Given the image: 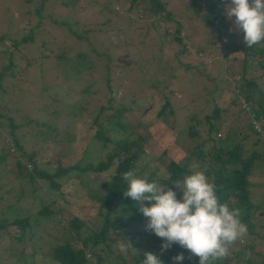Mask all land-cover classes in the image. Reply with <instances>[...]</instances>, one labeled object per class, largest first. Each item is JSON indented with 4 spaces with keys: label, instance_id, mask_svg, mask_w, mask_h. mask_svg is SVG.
I'll use <instances>...</instances> for the list:
<instances>
[{
    "label": "trees",
    "instance_id": "trees-1",
    "mask_svg": "<svg viewBox=\"0 0 264 264\" xmlns=\"http://www.w3.org/2000/svg\"><path fill=\"white\" fill-rule=\"evenodd\" d=\"M78 1L48 0L57 7L58 17L52 14L44 17L41 13H38L40 8L36 5L37 8L34 9V12L37 13L36 20L30 28L32 36L27 35L18 41H11V49L18 47L19 43L26 41L25 39H32L34 34L36 37V34L42 33L43 38L40 39V44L37 47L40 58L48 60L49 57L55 65L65 67V75L67 74L68 77L65 78L67 80L65 82H67L68 87L64 95L73 97V95L76 96L77 92H84L86 98L81 101L84 105L87 104L88 98H95L90 97L92 91L89 87L93 83L102 84L99 80H103L102 86L111 95H115L121 88L122 78H117L110 72V69L112 67L117 69V64L121 65V54H118V51H126L125 46L120 45L99 53L90 43V38L94 33L113 27L112 21L119 11H113L112 6L114 5L116 9L120 7L129 23L134 22L130 18L132 13H135L138 17L143 16L145 19H150L149 29L152 32L147 33V37L158 44V52H160L156 53L151 50L152 54L148 53L151 61L152 58L154 60L153 71L157 72L156 74L159 73L158 75L165 74L168 72V68L171 67L169 72L171 77L175 73L178 74L180 70L190 69L201 76L202 79L204 78L201 82L206 81V84H208L206 87V84L202 83L200 87L203 96L208 99L204 101L203 108L210 110L209 114L202 115L206 124L207 137L196 144L197 149L194 152V158L200 162L201 169L203 167L202 170L214 182L220 202L227 203L230 208H239L241 220L247 225L246 236L231 246L230 254L224 259L213 261L212 264H264V255L257 261L251 260L245 255L247 247L249 251L252 250V238L260 241L264 240V227L259 223L256 226L257 221L254 222L257 216H264V192L259 196V201H255L253 189L256 185L249 179L251 175L256 173L259 164L263 165L261 170L264 175V149L261 151L251 150L249 154H244L241 147L242 141L250 134L253 135L252 143L254 145L259 141L264 144V87H261V85H264V41L249 48L243 42L242 33L229 31L232 23L224 15V0H125L124 6H122V0H101L99 2L97 0H84L82 2L85 5L91 7L93 4L95 9L90 7H82L84 8L83 11L80 9L78 11V8L75 9L79 17L73 20L72 24L75 25V28L72 29L70 22L66 21L64 16L61 17V13L72 12V7ZM173 4L181 7L177 17H174L168 9V6ZM59 10L61 11L59 12ZM111 14L113 17L110 16ZM86 15L92 17V25L85 24ZM158 19L165 25L164 27L157 23L159 22ZM194 19L197 22L195 25L202 27L203 31L200 32L206 38L196 43L194 49L191 50L190 48L193 46L191 45L192 41L188 40L190 37L189 27ZM48 26H52V28ZM154 27H156V33ZM158 27L162 30L161 34L160 30H157ZM169 27H171V30L166 31ZM62 28H65L71 34L72 39L75 40L74 42L77 41L81 45L84 43L85 49H74L72 53H68L70 46L65 44L66 46L56 47L53 51V36L55 40V35L59 34L57 30ZM114 32L118 34L117 31ZM130 41L132 42V40ZM146 44L148 48H151L149 43ZM130 45L139 47L138 41L135 42V45L133 42ZM145 52L148 51L145 50ZM144 55L148 59L147 53H144ZM181 55L190 57L192 63L184 59L180 61L179 56ZM229 55L231 58L237 59V65L239 66L237 78L234 79L233 77L231 81L232 83L234 81V86H232L234 93L232 92L229 104L243 115L241 117H243L244 130L243 133L237 131L234 136H230L229 126L221 128L219 123L214 122V120L220 119L221 112L214 101L222 90V84L227 82L223 81L222 76L217 78L220 83L209 76L213 69L210 67L215 65L214 71L216 72L218 65H221ZM13 57L14 54L9 53L8 62L0 67V200L4 193H9L10 189L7 187L4 190L2 189L5 185L4 180L7 179L9 182V172L5 168L7 166L11 169L13 165V177L19 183L23 180L32 182L34 180L32 178L37 177L42 182L44 189L46 188L48 192L56 191L59 196L63 195L61 187L68 179H79L76 184L84 189L83 193H87L91 205H95V207H92L93 210H96V219H94L92 218L95 217L94 215L90 217L79 214L73 215L69 212L68 207L63 208L57 203H54V207L42 202L37 203L34 214L44 218L43 222L45 224V220H51L50 222L53 223L51 227L57 226L59 232L58 238L51 236L53 241H57L52 242L53 244L50 243L48 247L51 262L56 264H142L145 253L153 252L159 256L164 264H199L197 256L190 255L188 250L178 244H173L170 249L161 252L162 238L145 231L146 218L139 211V205L124 195L127 183L122 178L124 172L133 171L137 176L144 177L149 182L156 181L168 185L176 191L177 197L180 198L182 191L177 190L174 183L182 180L189 173L190 167L186 161L187 158H183L181 162H176L173 159L163 162L158 157L155 158L157 160L155 163H151V158H147L145 150L149 138L148 134L132 132L131 127L124 122L123 112L126 111V107H111L107 103L105 106L103 104L99 106L94 114L95 119L91 124L94 132L91 135L92 142H89L93 145L94 149L92 148V150L99 157L96 162H85L84 164L74 162L66 166H62L58 162L53 169H49V166L48 168L39 167L35 154L23 151L21 144L14 136L13 131L18 124L16 125L12 121L10 114L8 116L4 115V111L12 112V107L6 103L12 89L9 79L16 78L17 73L21 70L24 71V69H14L15 64L11 61ZM113 59L117 64L111 62ZM128 59H125V68L130 66V58L128 57ZM163 59L166 62H160ZM30 60L33 59L24 60L23 67L25 70L30 65ZM168 61L171 64L176 63L175 67L169 66ZM96 68H98L96 72H101V77L95 80L92 79L91 75ZM96 72L94 74H97ZM7 80L11 85L9 90L3 85ZM163 82L165 83L166 80L163 79ZM80 84L84 86H81V89L76 92L74 87L76 88ZM24 91L22 90L20 93L23 95ZM122 92L125 95L127 90L124 89ZM111 95L107 98V102L113 98ZM72 97H69V99ZM167 97V93L164 92L163 101L159 106L157 115L172 113ZM63 100L64 103H67L66 99L63 98ZM67 105L68 103L64 104V107H67ZM104 110L106 113L103 112ZM1 117L7 119L8 122L5 125ZM99 117H102V119L96 122ZM188 120L186 123L187 135H197L195 125L199 121L194 112L189 114ZM34 123L36 124V122ZM39 124L43 125L44 123L40 122ZM4 126L7 128L5 132L4 129L6 130V128ZM43 132H47V130L40 129L38 131L39 135L42 136ZM9 134L10 138L7 139L6 136ZM205 141L208 142L209 147L203 149L205 143H207ZM11 146L16 151L14 156L16 155L22 161L17 162L18 170L19 166L22 165V175H19L20 172L17 173L15 169L16 161L12 163L11 158L15 159V157L12 156L13 151H9ZM161 167L164 169L165 175L158 172ZM109 168L112 169L109 177L106 180H101L98 188L91 187L92 180L88 178V175ZM13 186L12 184L11 187L13 188ZM22 194L23 191L20 184H18L17 201L23 196ZM32 197L35 199L36 195H32ZM145 203L148 204L149 202L146 201ZM7 207V209H11L13 205L9 204ZM30 218L31 216L27 212L20 213L17 211L12 213L10 217L2 215L0 212V237L3 234L1 231L7 233V227L11 225L15 230V235H13L15 241L21 242L24 233L28 232L31 235V229L35 227L31 225ZM60 219L64 224L59 223ZM48 235L50 234L47 233ZM122 240L132 245L126 252V256H123L119 250V243ZM237 244L240 247L234 249ZM181 252L184 254L185 259L174 261L172 257ZM0 264L29 263L22 259L18 263H6L0 260Z\"/></svg>",
    "mask_w": 264,
    "mask_h": 264
},
{
    "label": "rangeland",
    "instance_id": "rangeland-1",
    "mask_svg": "<svg viewBox=\"0 0 264 264\" xmlns=\"http://www.w3.org/2000/svg\"><path fill=\"white\" fill-rule=\"evenodd\" d=\"M40 1H42V3H40ZM40 1L0 0V67L8 62V54L12 53L14 57L11 61L15 64L14 69H24V71L21 70L17 73L16 78L12 80L9 79L12 89L6 103L8 106L12 107V112L9 113V111H4L5 116L10 114L12 121L16 125L18 124L13 133L17 141L21 144L22 150L25 152H33L37 165L42 168H48L49 166V169H53L58 162L62 166L70 165L74 162H79L81 164L85 162H96L99 157L96 156V153L92 150L93 145L90 143L92 142L91 135L94 132V128L91 127V124L93 119H95L94 114L99 106L102 104L105 106L109 103L111 107H126V111L123 112L124 122L131 127L132 132L148 134L149 138L147 139L148 143L145 146V150L147 158H151V163H155L157 161L155 158L158 157L163 162H166L168 159L181 162L183 158H187L186 161L189 167L193 164H198L200 166V162L194 158V152L197 149L196 144L207 137L205 130L206 124L202 115L209 114L210 110L203 108L205 104L204 101L208 99L203 96L200 89L201 84H206L207 82H201L204 78L202 79L201 76L190 69L180 70L178 74L175 73V75L171 77V73H169L171 67L168 68V72L165 74L158 75L159 73L156 74L157 72L155 73L153 71L154 60L152 58L151 61L149 54H152L151 50L157 53L159 49L157 47L158 44L147 37V33L152 32V30L149 29L150 19H145L143 16L138 17L135 13H132L130 14V18H132L134 22L129 23L125 18L126 15L123 14L124 11L121 10L120 7L116 9L114 5L112 6L113 11H119L112 21L113 27L94 33L90 38V43L99 53L103 50L108 51L111 48H116L120 45L125 46L126 51H118V54H121V65H118L113 59L111 62L117 64L118 68L115 69L112 67L110 69V72L117 78H122L121 88L119 89L120 93L116 92L115 95L109 94L102 86L103 80H99L102 84L97 85L95 83V85L93 83L89 87L92 91L90 97L95 98H88L87 104L83 105L81 101L86 98L84 95L85 93L77 91L81 89V86H84L86 82L84 85L80 84L76 86V88L74 87V90L78 93H76V96L64 95L68 87V85H66L67 82H65L67 81L65 78H68L67 74L65 75V67L55 65L49 57L48 60L40 58L37 47L40 44V39L43 38L42 33L36 34V37L34 34L35 38L33 37V40L29 38L25 39L26 41L19 43L18 47L11 49V41H18L27 35L32 36L30 28L33 26L34 20H36L37 13L34 12L35 8H40L39 12H37L44 15V17L49 14L56 15L55 17L59 16L57 15V7L52 5V2H48V0ZM82 1L84 0H79L74 4L72 12L61 13V17L64 16L66 21L70 22V27L72 29L75 28V25L72 24L73 20L79 17L75 9L78 8V11L79 9L83 11L84 8L82 7H90L89 5H85ZM97 1L99 2L101 0ZM122 3V6H124L126 1L122 0ZM36 5L38 6L36 7ZM93 7L92 4L90 8L95 9ZM180 8L179 5L175 6L174 4L168 6V9L174 17H177L181 10ZM60 11L61 10H59V12ZM110 16L113 17L112 14ZM158 20L159 22L157 23H160L161 27H164L165 25L161 23V20ZM85 21L86 25H92V17L90 15H86ZM195 21L194 19L192 25L189 27L190 37L188 40L192 41L191 45L193 46L190 48L191 50L194 49L196 43L206 38L203 36L204 34L202 35L200 32L203 31L202 27L195 25L197 24ZM48 27L52 28V26ZM155 28L156 27H154L156 33ZM157 30H160V34L162 33L160 27H158ZM167 30H171V27L167 28L166 31ZM114 31H117L118 34ZM57 32L59 34L55 35V40L53 36V51L56 47L65 44L70 46L68 53H72L74 49H85L84 43L81 45V43H77V41L74 42L75 40L72 39L71 34L65 28L58 29ZM63 37L65 38L64 41ZM128 37L129 39H127ZM130 40H132L134 45L135 42L138 41L139 47L130 45V43H132ZM146 43H149L151 48H148ZM145 50L148 52H145ZM144 53H147L148 59L145 58ZM126 54L130 58V66L128 68L124 66L126 64L125 59H128ZM179 57L180 61L184 59L192 63L190 57H183L182 55ZM28 58L33 60L29 61L30 65L26 67L25 70L23 67L25 64L24 60ZM160 62L166 61L163 59L160 60ZM169 64V66L172 67L176 65L174 62L172 64L170 62ZM214 67L215 65L210 67L213 69L209 76H212L217 83H220L217 78L221 76L223 81L225 80V82H227L226 84H222V90L218 93L214 101L221 110L220 119L214 120V122L219 123L221 128L229 126L228 131L230 136L236 135L237 131L243 133V117H241L243 115L238 113L236 108L229 104L232 92L234 93V89L232 88V86H234V81L233 83L231 81L233 77L234 79L237 78V73L239 71L237 59L231 58L229 55L223 60L221 65H218V70H216V72L214 71ZM97 69L98 68L95 69V72ZM94 73L91 75L92 79H100L101 72H96L97 74ZM163 79L166 80L165 83ZM9 81L7 80L3 84L7 90H9V86H11ZM207 86L208 84H206V87ZM261 87H264V85H261ZM123 88L127 90L125 95L122 92V90H124ZM21 89L25 90L23 95L20 93L22 91ZM164 92L168 95L167 98L169 99L172 113L157 115L156 113L163 101ZM81 94H83L82 97ZM110 95L113 98L111 101L107 102V98ZM69 97L72 98L69 99ZM57 98L58 100H56ZM63 98L67 100V107H64V104L67 103H64ZM77 100L79 101L77 102ZM96 102L99 103L96 104ZM54 112L56 113L53 115ZM103 112L106 113L105 110ZM191 112L195 113L199 121V123L195 125L197 135L194 136H189L186 133V123L189 121L188 117ZM100 119H102V117L96 119V122ZM1 120L4 125L8 122L4 117H1ZM34 122H36V124ZM40 122L44 124L41 125L39 124ZM4 127L6 128V126ZM40 129H46L47 132H43V136L39 135L38 131ZM52 130L55 132L53 133ZM5 131H7V128L6 130L4 129V132ZM6 138L9 139L10 134L6 136ZM252 138L253 135L250 134L242 141L241 147L244 154H249L251 150L261 151L264 149V144L261 141L254 145L252 143ZM205 144L203 149L209 147L208 142ZM9 151H13L12 156L16 153L12 146L11 149L9 148ZM14 157L15 159L11 158L12 163L16 161L15 169L17 173L18 171L20 172L18 173L19 175H22V165L19 166V170L17 166V162H20L21 159L17 158L16 155ZM257 167L258 170L255 168L257 170L256 173L249 178L253 184L256 185L253 189V198H255V201H259V196L264 192V175L261 170L263 165L259 164ZM5 169L9 172V182L7 179L4 180L5 187L3 186L2 189L4 190L6 187L10 189L8 194L4 193L1 196V214L10 217L12 213L17 211L20 213L27 212L31 216L29 219L31 225L35 227L31 229V235H29L28 232L24 233V238L21 242L15 241L13 236L15 235V230L11 225L7 227V233L1 231L3 234L0 237V260L6 263H18L21 262L22 259H25L29 264H56L51 262L48 247L50 243H55L57 241H53L51 236L58 238L59 232L57 226L54 228L51 227L53 224L50 222L51 220H45V224V222H43L44 218L34 214L37 203L42 202L43 204L53 205V207L55 206L54 203H57L63 208L68 207V210H70L69 212L73 215H87L88 217L95 216L96 210L92 208L95 207V205H91L92 203L87 198V193H83L84 189L79 184H76L79 182V179H68L61 187L63 195L59 196L56 191L48 192L46 188L44 189L39 178L33 177L32 179L34 180L32 182L23 180L19 183L18 180L13 177V165L11 169L7 166ZM111 171L112 169L109 168L104 171L90 173L88 175V178L92 180L90 186L94 189L98 188L99 182L101 180H106ZM158 172L165 175L162 167L158 169ZM12 184L14 185L13 188L11 187ZM18 184H20L23 191V196L19 201L16 200ZM74 184L76 185L73 186ZM177 190L180 189L177 188ZM31 194L36 195V198L33 199ZM9 204H12L13 208L7 209V205ZM92 218L96 219V216ZM53 222L55 221L53 220ZM254 222H256V226H258L257 224L259 223V225L261 224L264 227V216H257ZM59 223L64 224L61 219ZM47 233L50 235L47 236ZM251 242L252 250L249 251L247 247L245 249V255L251 260L257 261L264 255V240L260 241L256 238H252ZM239 244L235 245L234 249H238L240 247ZM121 254L126 256V253Z\"/></svg>",
    "mask_w": 264,
    "mask_h": 264
},
{
    "label": "clouds",
    "instance_id": "clouds-1",
    "mask_svg": "<svg viewBox=\"0 0 264 264\" xmlns=\"http://www.w3.org/2000/svg\"><path fill=\"white\" fill-rule=\"evenodd\" d=\"M224 15L232 23L229 31L242 33L247 47L264 41V0H224ZM122 178L127 183L124 195L139 205L146 218L145 231L162 238L161 252L178 244L197 256L199 264H212L226 258L231 246L247 234L240 209L220 202L214 182L198 164L191 165L189 173L174 183L182 191L180 198L168 185L149 182L133 171L124 172ZM131 247L129 242L119 243L121 253ZM172 259L183 261L185 256L181 252ZM142 264L164 262L157 254L146 252Z\"/></svg>",
    "mask_w": 264,
    "mask_h": 264
}]
</instances>
